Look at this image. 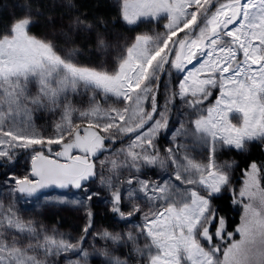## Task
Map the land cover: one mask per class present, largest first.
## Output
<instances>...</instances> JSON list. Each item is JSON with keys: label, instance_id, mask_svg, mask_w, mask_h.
Masks as SVG:
<instances>
[{"label": "snow or ice", "instance_id": "6c2138e0", "mask_svg": "<svg viewBox=\"0 0 264 264\" xmlns=\"http://www.w3.org/2000/svg\"><path fill=\"white\" fill-rule=\"evenodd\" d=\"M18 7L0 25V264H264V162L239 159L264 151V0H113L111 22ZM54 207L79 231L45 223Z\"/></svg>", "mask_w": 264, "mask_h": 264}, {"label": "rangeland", "instance_id": "374dc122", "mask_svg": "<svg viewBox=\"0 0 264 264\" xmlns=\"http://www.w3.org/2000/svg\"><path fill=\"white\" fill-rule=\"evenodd\" d=\"M52 1V0H51ZM110 4L113 7V0H109ZM16 3L13 1L12 6L8 7L6 6L4 8V10L7 11L8 15H11L13 12H15V14L19 15L21 13V9L18 7H15ZM47 22L45 21H41L39 20V22L37 23V25L32 29L33 33L37 34V35H44V34H49L51 35V29L48 26ZM121 31L122 35L125 34L124 36H128V37H134L137 32H146V31H150V26H144L141 25L140 27L137 28V32H123L122 28H118L116 29V31ZM59 43V41H58ZM87 58L85 57L84 60L82 62H86ZM36 125L38 128L45 130V134H48V131H50V126H51V119L43 116V115H39L36 118ZM257 149L260 150V153L263 154L264 157V151H261V149L256 146ZM253 149V148H252ZM251 149V151H252ZM250 153L248 154H244L241 155L239 158L244 159L246 157L249 156ZM221 160L224 159H232L233 157L230 155H221ZM257 162H264L263 159H259L257 160ZM241 167H243V164H241ZM233 181L234 184L236 186V188L238 189L240 184L242 183V176L241 173L239 172V170H237L234 173L233 176ZM53 193H56L60 190H50ZM230 206H231V221L233 223H228V227L230 226L229 230H233L236 226V224L239 223V219H240V213H241V209L239 208V206H233L231 205V201L230 198L228 199ZM104 206L102 204H99L96 206V218H95V222H96V227L97 228H108L109 230H118V226L117 224L113 221V219H111V214L110 213H106L104 210ZM232 218H235V220L233 221ZM43 219L45 221V223H47L49 226L52 225H60V229L61 231H72V232H78L79 229L82 227L83 225V217L81 213H78L72 209L69 208H62V207H54V208H49L47 209L44 213H43ZM237 238L238 235H237ZM96 264H98V261H96Z\"/></svg>", "mask_w": 264, "mask_h": 264}, {"label": "trees", "instance_id": "16d2710c", "mask_svg": "<svg viewBox=\"0 0 264 264\" xmlns=\"http://www.w3.org/2000/svg\"><path fill=\"white\" fill-rule=\"evenodd\" d=\"M13 1L16 3L15 7H18V5L23 4V2H24V0H0V25L6 24L9 21V19L11 18V15H8L7 11L4 10V8L6 6L11 7ZM31 3L33 5V8H36L38 6L41 9V11L45 14V16L49 12L54 11L56 16H57V22H59L61 13H65V10L62 8H59V7L52 9V7H51L52 1L51 0H31ZM74 3L77 5V7L80 11L86 12L89 17L101 16V17L109 20V22H111L116 15V9L114 7H112L109 0H74ZM65 19H67V13H65ZM40 20L44 21V22L46 21L44 17H41ZM124 35L125 34H123V36ZM239 159L243 162L246 159H248V160H250V159H255V160L263 159L264 160V157H263V154L260 153L259 149H257L256 147H253V149H252V151H250V154L248 157H246L244 159H241V158H239ZM226 206H227V210L222 211L221 214L225 215L227 217L228 223L231 224L233 222L231 221L232 210H231L229 200L225 199V200L219 201L218 207L223 209ZM232 220L234 221L235 218H232ZM229 228H230V226H229Z\"/></svg>", "mask_w": 264, "mask_h": 264}]
</instances>
